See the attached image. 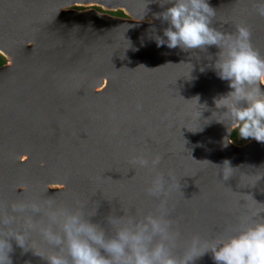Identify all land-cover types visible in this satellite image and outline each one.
Listing matches in <instances>:
<instances>
[{
    "label": "water",
    "instance_id": "water-1",
    "mask_svg": "<svg viewBox=\"0 0 264 264\" xmlns=\"http://www.w3.org/2000/svg\"><path fill=\"white\" fill-rule=\"evenodd\" d=\"M208 2L212 28L234 36L247 26L264 57L261 0ZM169 6L0 0V240L5 251L8 240L11 264L67 257L41 234L63 235L62 220L49 219L54 212L79 214L106 239L129 221L163 216L177 258L194 237H227L264 218V143L237 144L212 120L224 111L214 98L230 91L212 68L218 47L156 46L168 25L154 14ZM157 179L161 191L150 194ZM18 233L24 247L11 237ZM193 264L214 261L207 253Z\"/></svg>",
    "mask_w": 264,
    "mask_h": 264
},
{
    "label": "clouds",
    "instance_id": "clouds-1",
    "mask_svg": "<svg viewBox=\"0 0 264 264\" xmlns=\"http://www.w3.org/2000/svg\"><path fill=\"white\" fill-rule=\"evenodd\" d=\"M164 4L170 6L154 16L168 26L163 30V37H154L156 46L182 51L200 50L212 45L218 47L219 56L212 68L220 80L228 82L230 91L214 98L215 108L224 111L212 112L211 116L216 113L220 117L212 120L224 124L229 135L235 132L239 139L264 143V90L261 89L264 85V57L252 47L249 28L237 26L234 36H226L212 28L215 10L208 0H161L162 7ZM261 4L264 5V0ZM256 11L264 16V6ZM134 162L141 167L149 164L143 158ZM158 163L159 157L151 161L153 167ZM161 188L162 184L157 179L149 192L158 194ZM13 210L22 212L24 206L13 205ZM32 211L37 212L39 208L33 205ZM49 219L52 223L62 220L63 235H56L50 229H42L41 234L57 248L63 246L67 251V257L61 254L48 256L49 264H193L194 260L207 253L211 254L214 264H264V218L245 223L227 237L210 241L194 237L179 258L171 255L173 236L169 222L163 216L149 215L142 222L129 221L107 239L102 229L79 214L54 212ZM11 237L24 247L22 234ZM156 237L159 240L153 243ZM6 244L7 251L5 241L0 240V264H11L8 240ZM100 249L107 255H101Z\"/></svg>",
    "mask_w": 264,
    "mask_h": 264
},
{
    "label": "rangeland",
    "instance_id": "rangeland-1",
    "mask_svg": "<svg viewBox=\"0 0 264 264\" xmlns=\"http://www.w3.org/2000/svg\"><path fill=\"white\" fill-rule=\"evenodd\" d=\"M99 11L101 10L100 8L98 9ZM234 133V138L232 139L235 143H237V144H243V143H245V142H247L248 140H242V139H239L238 137H237V135H236V133L235 132H231V134H233ZM250 140V139H249Z\"/></svg>",
    "mask_w": 264,
    "mask_h": 264
},
{
    "label": "flooded vegetation",
    "instance_id": "flooded-vegetation-1",
    "mask_svg": "<svg viewBox=\"0 0 264 264\" xmlns=\"http://www.w3.org/2000/svg\"><path fill=\"white\" fill-rule=\"evenodd\" d=\"M77 9H80V8L78 7ZM111 14L116 15V16H124L122 13H119V12H112ZM0 56L2 57V62L0 63V65H2L4 63H6V60L2 55H0Z\"/></svg>",
    "mask_w": 264,
    "mask_h": 264
},
{
    "label": "trees",
    "instance_id": "trees-1",
    "mask_svg": "<svg viewBox=\"0 0 264 264\" xmlns=\"http://www.w3.org/2000/svg\"><path fill=\"white\" fill-rule=\"evenodd\" d=\"M119 13H121V12H119ZM2 62V57L0 56V63ZM231 138L233 139L234 138V133L233 134H231Z\"/></svg>",
    "mask_w": 264,
    "mask_h": 264
}]
</instances>
